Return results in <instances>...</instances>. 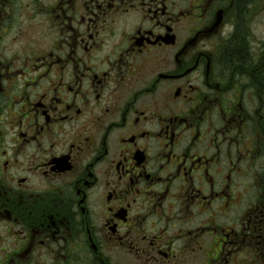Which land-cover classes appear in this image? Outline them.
<instances>
[{
	"label": "flooded vegetation",
	"instance_id": "flooded-vegetation-1",
	"mask_svg": "<svg viewBox=\"0 0 264 264\" xmlns=\"http://www.w3.org/2000/svg\"><path fill=\"white\" fill-rule=\"evenodd\" d=\"M261 11L0 0V264H264Z\"/></svg>",
	"mask_w": 264,
	"mask_h": 264
},
{
	"label": "trees",
	"instance_id": "trees-1",
	"mask_svg": "<svg viewBox=\"0 0 264 264\" xmlns=\"http://www.w3.org/2000/svg\"><path fill=\"white\" fill-rule=\"evenodd\" d=\"M247 3V0H241V4L245 5ZM245 40H244V35L240 36L236 41H235V57H241L244 56V49H245Z\"/></svg>",
	"mask_w": 264,
	"mask_h": 264
},
{
	"label": "rangeland",
	"instance_id": "rangeland-1",
	"mask_svg": "<svg viewBox=\"0 0 264 264\" xmlns=\"http://www.w3.org/2000/svg\"><path fill=\"white\" fill-rule=\"evenodd\" d=\"M260 14H264V12L261 11ZM256 23L259 25L258 27H261V30L264 31V15L257 18Z\"/></svg>",
	"mask_w": 264,
	"mask_h": 264
}]
</instances>
